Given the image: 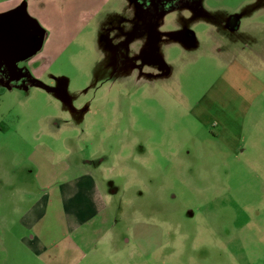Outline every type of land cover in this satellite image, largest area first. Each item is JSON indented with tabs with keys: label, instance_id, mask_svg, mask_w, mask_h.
I'll use <instances>...</instances> for the list:
<instances>
[{
	"label": "rangeland",
	"instance_id": "374dc122",
	"mask_svg": "<svg viewBox=\"0 0 264 264\" xmlns=\"http://www.w3.org/2000/svg\"><path fill=\"white\" fill-rule=\"evenodd\" d=\"M9 23L0 264H264V0H0Z\"/></svg>",
	"mask_w": 264,
	"mask_h": 264
},
{
	"label": "water",
	"instance_id": "95a60500",
	"mask_svg": "<svg viewBox=\"0 0 264 264\" xmlns=\"http://www.w3.org/2000/svg\"><path fill=\"white\" fill-rule=\"evenodd\" d=\"M6 27L7 29L0 28V60L1 58L9 59L10 61L16 60L18 52H16V48L13 50L12 48L14 45H17V49H19V39L22 29L16 23H9ZM4 56H8L9 58Z\"/></svg>",
	"mask_w": 264,
	"mask_h": 264
},
{
	"label": "crops",
	"instance_id": "0c3cea01",
	"mask_svg": "<svg viewBox=\"0 0 264 264\" xmlns=\"http://www.w3.org/2000/svg\"><path fill=\"white\" fill-rule=\"evenodd\" d=\"M81 179H82L81 177H78L76 179L77 180L76 183H72L73 188L71 190H69V194H68L69 197L66 198L65 207H66V213L68 214V216H69V213H71V212L75 215V217L80 215L79 209L75 205V199L74 198H75V195L77 194V192L80 189V183H81L80 180ZM68 183H69V180H68ZM68 185H70V183Z\"/></svg>",
	"mask_w": 264,
	"mask_h": 264
},
{
	"label": "flooded vegetation",
	"instance_id": "af4514ba",
	"mask_svg": "<svg viewBox=\"0 0 264 264\" xmlns=\"http://www.w3.org/2000/svg\"><path fill=\"white\" fill-rule=\"evenodd\" d=\"M152 1H155V2L159 1V2H161V1H163V0H152Z\"/></svg>",
	"mask_w": 264,
	"mask_h": 264
},
{
	"label": "trees",
	"instance_id": "16d2710c",
	"mask_svg": "<svg viewBox=\"0 0 264 264\" xmlns=\"http://www.w3.org/2000/svg\"><path fill=\"white\" fill-rule=\"evenodd\" d=\"M2 88H3V87H1V88H0V92H2V91H3V89H2Z\"/></svg>",
	"mask_w": 264,
	"mask_h": 264
}]
</instances>
